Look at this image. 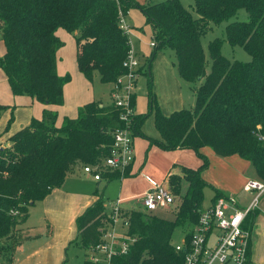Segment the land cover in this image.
<instances>
[{
  "label": "trees",
  "instance_id": "trees-1",
  "mask_svg": "<svg viewBox=\"0 0 264 264\" xmlns=\"http://www.w3.org/2000/svg\"><path fill=\"white\" fill-rule=\"evenodd\" d=\"M138 7L153 25L154 51L139 70L147 75L148 109L136 112L131 122L134 136H144L165 150L193 149L202 162L198 166L178 164L168 183L175 194L170 219L142 208L132 209L128 237L133 240L127 252L117 255L115 264L180 263L181 253L172 243L177 226L187 228L203 208L204 188L211 185L203 172L209 158L202 148L211 147L217 155L238 154L249 160L264 179V0H194L195 16L181 0L140 2L138 0H0V53L3 70L14 95L28 94L45 104L64 103V85L71 79L57 70V49L64 42L56 31H78L77 67L89 80L98 72L103 82H114L125 71L123 65L131 43L121 27V18ZM245 9L248 19H235ZM226 39L243 47L251 59H230L222 53L224 39L208 44L212 65L202 36L212 23L227 21ZM176 55L172 61L179 77L195 88V105L164 114L153 91L152 59L163 45ZM136 106V93L133 95ZM15 106L0 102V117ZM154 113L161 138L147 136L141 129ZM56 111L45 110L42 119L14 132L0 147V239L26 220L30 205L60 187L75 163L97 164L110 153L114 132L124 126L114 104L91 101L79 108L75 118L66 117L55 125ZM13 121V115L6 129ZM173 166H176L173 165ZM129 169L125 175H129ZM119 171H104L107 182L120 178ZM188 186L182 192L181 181ZM106 185L98 198L78 217V241L87 251L101 238V228L109 222L104 203ZM228 194L214 188L212 201ZM178 207V209L174 207ZM168 212V211H167ZM170 213V212H169ZM256 213L247 217L251 227ZM172 214V213H171ZM129 241V240H128Z\"/></svg>",
  "mask_w": 264,
  "mask_h": 264
},
{
  "label": "crops",
  "instance_id": "crops-1",
  "mask_svg": "<svg viewBox=\"0 0 264 264\" xmlns=\"http://www.w3.org/2000/svg\"><path fill=\"white\" fill-rule=\"evenodd\" d=\"M138 1L144 3L154 2V0ZM124 20L128 24L131 22V19H129V12L124 16ZM2 47L5 49L4 44L3 46L0 45V53L4 52H1ZM151 71L153 74V91L155 92L157 103L159 104L161 111L164 114L169 115L175 110L185 108L187 97L185 96L183 90L184 87L181 82V80H185L179 77L175 65L169 59L157 52L156 56L152 59ZM5 79L7 80L5 74L3 75L0 72V88L3 87V92ZM137 86L138 84L136 85V112H145L143 110H139L138 108ZM191 90L192 94L195 95V88H191ZM0 98L5 97L0 95ZM7 98V100L0 99V102L13 105L15 107L14 109L9 108L5 110L0 117L1 144H5L10 135L23 126L29 124L33 118L42 119L45 110L57 112L55 125L57 127H61L66 117H77L79 114V108L86 103L91 102L87 99L76 101V105L73 109L70 111L62 110L61 112L64 115H58V106H62L64 103L62 105L45 104L37 100L35 96L28 94H13L12 97L8 96ZM12 115L13 121L8 129H6ZM141 129L147 136L156 139L161 138V133L155 125L154 113H151V115L145 119ZM134 144L135 160L130 169L129 175L116 178V180L118 179L120 183L119 194L117 195L116 200L118 198H122L121 205L125 209L140 208L141 194L147 190L153 182H165L171 173H179L180 171L177 168L178 164L198 166L202 162L201 158L197 161L194 154L185 151L190 149H175V152H168L170 150H163L155 145V149L153 150L155 153L153 163L156 167L153 169L150 167V161L146 163L145 151L146 149H149V145L151 144L149 139L144 136L137 135V137L134 136ZM210 149L212 148L205 146L202 148V151L209 156L211 160H219L220 158H217V154L214 150ZM235 155L237 156L238 154L228 156L230 157L228 159H232L230 161V166L226 162L225 158L223 160L225 163V167L223 168L226 170L227 168H230L229 180L222 179L221 177L217 179V175H219V173L214 176V170H212L213 167L211 165L204 170L203 175L214 188L221 189L227 194L234 193L238 195L242 194L244 189L243 187L247 179L258 177L252 163L249 160L248 161L251 164V166H249L250 170L247 168L246 164L243 170H241L240 167V171L235 172L231 167L236 162V158H234ZM177 159L178 161H176ZM175 164L176 166H173ZM145 170L151 172V174H148ZM94 182L99 184L106 181L105 179L95 180L91 175L84 172L81 164L75 163L69 170L62 186L52 189L51 192L43 199L30 205L28 217L21 223V228L24 230L26 235V238L24 239L25 241L19 244L14 252L10 253L12 256L8 259L9 264H31L33 260H37V264H63L67 249L72 244V241L78 237L76 218L98 198V195H96L95 192L97 190L100 191L101 189L100 186H96L95 189L91 187V183ZM184 183L188 186V182L186 180H182V192L185 191V189L183 190ZM105 189L107 191V188ZM243 196L245 197L246 202H248L250 198L249 194L245 193ZM239 197L238 198L241 200L240 195ZM125 202L126 206L124 205ZM113 204H105L108 211L111 210ZM204 206L207 205L203 204V207ZM167 211L164 212L172 213L169 210ZM159 215L172 219L171 217L163 214ZM123 229L125 228L123 227ZM29 242H33V244L26 248L25 246ZM77 244L79 245V243ZM87 254L88 251L86 250L85 259L87 258ZM14 258H17L16 263L13 262ZM248 264H264V196L261 199L260 207L255 218V224L253 226L250 245V260Z\"/></svg>",
  "mask_w": 264,
  "mask_h": 264
},
{
  "label": "built area",
  "instance_id": "built-area-1",
  "mask_svg": "<svg viewBox=\"0 0 264 264\" xmlns=\"http://www.w3.org/2000/svg\"><path fill=\"white\" fill-rule=\"evenodd\" d=\"M121 27L129 34L130 26L124 16L121 18ZM151 45L154 46L155 42L152 41ZM123 65L125 71L112 82L111 96L124 126L115 130L110 153L102 163L83 166L84 172L95 180H102V173L106 170L119 171L120 177H125L126 171L129 169L130 172L135 160L134 134L131 128L136 113L133 95L136 93V81L143 62L131 47ZM2 145L0 143V147ZM243 188L250 197L246 206H240L238 196L230 193L199 209L198 219L189 223L179 242L173 243L182 257L180 263L171 264L249 263L255 220L251 227L247 226L246 221L250 214L259 210L264 196V179L249 178ZM121 201L122 198H118L113 204L109 212V222L101 228L100 241L88 251L85 264H115L114 257L127 252L133 238L128 237L127 233H117V225L122 222L128 230L130 219L126 213L132 209H125ZM140 202V208L148 213L170 210L175 205V194L168 178L165 182H153L141 194ZM174 208L178 209L176 206Z\"/></svg>",
  "mask_w": 264,
  "mask_h": 264
},
{
  "label": "rangeland",
  "instance_id": "rangeland-1",
  "mask_svg": "<svg viewBox=\"0 0 264 264\" xmlns=\"http://www.w3.org/2000/svg\"><path fill=\"white\" fill-rule=\"evenodd\" d=\"M162 1V0H154V2ZM181 2L187 7L195 16H198L196 11L193 9V3L194 0H181ZM147 3V2H146ZM129 19H131L130 29H129V36L131 41L132 49L136 52V54L139 56L140 60L142 62H145L148 57H150L154 51V47L151 45V42L154 40L153 38V25L152 22L148 19L146 14L140 10L138 7H131L129 9ZM125 16V15H124ZM235 19H241L246 20L248 19V13L245 9H241ZM227 21H222L220 23H212L210 24V28L208 31L202 36V44L204 47V50L206 52L207 56V70L210 71L212 61L209 56L208 52V44L211 40H213L216 37H221L224 39V42L222 44V53L230 58V59H239L243 61H248L251 59V55L241 46H232L226 39V33H225V27L228 24ZM78 31H68L64 28H59L56 31V35L60 40L64 42V44L57 49V70L60 75H65L66 73H69L71 75V79L64 85V98L65 102L62 106H58V115H64L61 111H70L74 108L76 105L75 102L87 99L88 101H99L101 100L102 104H111L113 102V98L111 96V82H103L100 79V76L98 72H95L93 80L87 79L78 69L77 67V58H76V51L79 44L77 43L76 37L78 36ZM0 45L3 46V40L0 37ZM4 51V48L2 47V51ZM158 54H162L165 58L169 59L171 62L176 60L175 51L167 44L163 45L161 49L158 50ZM0 72L4 75V72L0 69ZM137 104L139 110L146 111L148 108V96H147V75L143 74L138 77L137 79ZM183 84V90L185 93V96L187 97L186 101V107L192 108L195 105V95L192 94L191 88L194 86L192 83L188 81H182ZM7 88V89H6ZM7 92V93H6ZM0 95L5 98H0L1 100H7L8 96L12 97V91L8 85L7 80L5 79L4 84V92L3 87L0 88ZM192 96V97H191ZM194 97V98H193ZM77 109V106H76ZM60 113V114H59ZM137 137V136H136ZM7 143V142H6ZM149 149H146L145 155H146V163L150 161V167L154 169L156 167L154 165V149L155 144H150ZM159 147V146H158ZM161 148V147H160ZM210 148V147H209ZM162 149V148H161ZM165 150V149H163ZM184 150V149H182ZM212 150V149H210ZM186 152H191L194 154L197 158V161H199V156L197 155L196 151L193 149L185 150ZM168 152H175L174 150H170ZM231 156V155H230ZM209 157V156H208ZM217 158H220L219 160H211L209 157V162L213 168V174L214 176L217 175V179L220 177L222 179L229 180V172L230 168H227V170L223 167H225V163L223 162L224 158L226 159V162L230 166V161L232 159H228L230 157L217 155ZM236 162L231 167L235 172H239V168L243 170L245 168V165L247 164V168L250 170L249 166H251L250 162L241 157L240 155H235ZM234 160V159H233ZM178 161V159L176 160ZM195 163V162H194ZM198 163V162H196ZM81 164V163H79ZM82 165V164H81ZM197 165V164H195ZM83 166V165H82ZM194 166V165H193ZM148 174H151V172L145 170ZM107 191L105 189V196H104V203L106 205H112L117 198V195L119 194V187L120 183L119 180H111L107 182ZM106 185V182L101 183H91V187L94 189L96 186H100V189H102ZM187 185L183 184V190H186ZM246 193V192H245ZM244 189L242 194H238L241 196V200H239L240 206H246L249 202H246L245 197L243 196ZM214 194V187L212 185H207L204 188V200L203 204L208 205L212 202V197ZM240 198V197H239ZM126 206V202L124 203ZM109 207V206H108ZM173 210V209H171ZM156 213L163 214L166 216L174 218V213H167L162 212V210L155 211ZM21 223L16 224L9 233L8 236L2 237L0 239V264H9L8 259L12 256L10 253L14 252L16 247L21 244L24 239L26 238L24 230L21 228ZM122 222H119L117 225V233L122 234L126 233V228L123 229ZM186 232L185 227L177 226L173 232L172 235V243L179 242L182 237L184 236ZM78 241L73 242L70 247L67 249V253L65 254V258L63 261V264H85V253L86 249L81 246ZM33 242H29L26 244V248L30 245H32ZM17 258H14L13 262L16 261ZM12 261V260H11ZM37 260H33L31 264H37Z\"/></svg>",
  "mask_w": 264,
  "mask_h": 264
}]
</instances>
